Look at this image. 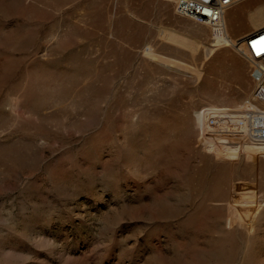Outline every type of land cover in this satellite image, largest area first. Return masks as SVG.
<instances>
[{"label":"rangeland","instance_id":"1","mask_svg":"<svg viewBox=\"0 0 264 264\" xmlns=\"http://www.w3.org/2000/svg\"><path fill=\"white\" fill-rule=\"evenodd\" d=\"M260 10L227 43L174 0H0V264H264V156L213 128Z\"/></svg>","mask_w":264,"mask_h":264},{"label":"built area","instance_id":"2","mask_svg":"<svg viewBox=\"0 0 264 264\" xmlns=\"http://www.w3.org/2000/svg\"><path fill=\"white\" fill-rule=\"evenodd\" d=\"M239 0H178L174 5L177 15L196 22L218 26L223 23L224 15ZM245 45L241 52L251 61L250 77L253 82L251 96L247 103L254 108L249 111L252 121L250 124L254 133L249 135L251 141L264 142V110L259 105H264V27L253 31L244 37ZM223 113V112H222ZM261 122L260 125L255 124ZM262 130V132H257Z\"/></svg>","mask_w":264,"mask_h":264},{"label":"bare ground","instance_id":"3","mask_svg":"<svg viewBox=\"0 0 264 264\" xmlns=\"http://www.w3.org/2000/svg\"><path fill=\"white\" fill-rule=\"evenodd\" d=\"M177 1L178 0H174V5H176ZM251 21H253L252 24L256 25L257 27H258V23L264 22V10H260L255 15H253L251 17ZM206 26H208V25H206ZM260 27L262 28V26H260ZM260 27H258V28L260 29ZM258 28H256V29L258 30ZM211 29L214 30V35L218 41L220 40L222 42L224 41L227 43L230 42L228 37L224 36V35H226V33H225V17L223 19L222 24H220L218 26L211 27ZM248 34H246V35H248ZM246 35L241 36L238 40H236L235 43L234 42L232 43L233 46H237L240 51H241V49L244 48V45H245L244 37ZM245 105H248L250 107V105L248 103H246ZM225 116H229V115H225ZM230 116L234 117L235 119L231 118L230 120L221 119V120L214 121L213 128L215 129V131L217 133L229 134V135H233V134L234 135H237V134L241 135L242 130L244 131V133H247L248 135H252V133H254V130H252V126L254 125V123H252L253 125L250 124V121H252L251 120L252 117H251L250 113L247 112L244 108L238 109L237 112L234 113V115H230ZM197 117H198V120L200 121V123L202 124V126L205 127L208 123L205 121V119L207 117H209L208 114L205 112H200L197 114ZM255 124L260 125L261 122H259V123L256 122ZM257 132H262V130H259ZM250 144H252L254 146V148L256 149L257 152H259L261 155L264 156V142L258 143L255 141H251Z\"/></svg>","mask_w":264,"mask_h":264},{"label":"crops","instance_id":"4","mask_svg":"<svg viewBox=\"0 0 264 264\" xmlns=\"http://www.w3.org/2000/svg\"><path fill=\"white\" fill-rule=\"evenodd\" d=\"M264 26V24L262 25V27ZM259 29V28H258ZM255 30H257V29H255ZM255 30H253V31H255ZM252 32V31H251Z\"/></svg>","mask_w":264,"mask_h":264}]
</instances>
